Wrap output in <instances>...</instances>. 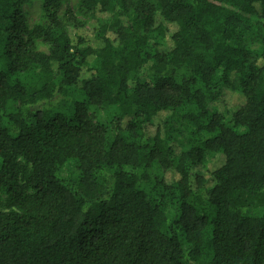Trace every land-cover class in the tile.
<instances>
[{
	"label": "trees",
	"instance_id": "trees-1",
	"mask_svg": "<svg viewBox=\"0 0 264 264\" xmlns=\"http://www.w3.org/2000/svg\"><path fill=\"white\" fill-rule=\"evenodd\" d=\"M40 1L47 26L30 28V0H0V264H264V0H82L107 17L96 47L71 36L68 0ZM224 91L245 99L233 126L213 106ZM120 106L109 141L88 112ZM208 153L221 165L205 175Z\"/></svg>",
	"mask_w": 264,
	"mask_h": 264
},
{
	"label": "rangeland",
	"instance_id": "rangeland-1",
	"mask_svg": "<svg viewBox=\"0 0 264 264\" xmlns=\"http://www.w3.org/2000/svg\"><path fill=\"white\" fill-rule=\"evenodd\" d=\"M82 0H68V5L72 10L74 16L80 21L82 24V29L78 33L74 30H70L71 36L74 37L75 35H81L85 40V43L96 47L95 41V32L100 28L102 22L107 19L104 17L103 14L94 11H87L86 13L82 11L81 6ZM21 10L24 14L26 24L28 27L32 28L35 26L46 27L47 20L42 11L41 1L40 0H30L29 5H23ZM65 7L63 6L59 12L58 16L60 17L61 21H65L64 17ZM254 26L253 23H251ZM257 25V24H256ZM242 31L245 30V26L239 27ZM259 28L262 35L264 36V21L259 23ZM37 50L40 53H47L45 46L41 43L40 40H37ZM152 41L149 44V48H153ZM264 46V38L263 42L256 44L254 48V52H259ZM245 103V99L239 93H233L229 91H224L221 98L213 103V106L218 111L222 112L224 117V124L226 126H233L232 121V112L235 107L243 105ZM88 119L92 122H98L105 126L107 130L108 140L112 141L116 138L119 126L124 128L130 118L128 115L127 110L123 107H108L105 109H98V110H90L88 112ZM173 133H172V141L170 143L171 149L173 151L174 159L178 160L181 153L187 150V137L191 127L186 121H179L173 124ZM238 132H243L242 128L236 127L235 128ZM151 131V130H150ZM152 132V131H151ZM150 133V132H149ZM1 164V161H0ZM17 164L19 167V178L22 181L25 178V175L28 174L31 170V167L26 164L21 158H18ZM221 165V159L218 156H214L213 154H206L203 160V165L201 168V172L205 175H208L209 172L217 169ZM78 163L75 161H68L66 162L60 169L59 175L63 179H70L75 180L79 174L78 172ZM126 171H129L127 169ZM139 174H142L143 171L139 170L136 171ZM166 180L171 182L178 178V175L174 172H169L166 174ZM144 188L147 192H150L151 185L144 183ZM9 201L8 197L4 190H0V210L7 211L9 209ZM166 215L170 219H174L178 217V209H176V205L173 204L172 201H165L164 207ZM261 213L260 209L254 210L251 212L254 216H259Z\"/></svg>",
	"mask_w": 264,
	"mask_h": 264
}]
</instances>
